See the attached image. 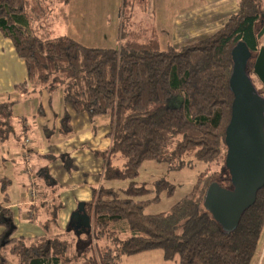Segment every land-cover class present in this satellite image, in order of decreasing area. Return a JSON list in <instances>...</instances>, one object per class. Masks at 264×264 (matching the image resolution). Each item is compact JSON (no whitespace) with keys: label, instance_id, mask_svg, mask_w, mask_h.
I'll use <instances>...</instances> for the list:
<instances>
[{"label":"trees","instance_id":"trees-1","mask_svg":"<svg viewBox=\"0 0 264 264\" xmlns=\"http://www.w3.org/2000/svg\"><path fill=\"white\" fill-rule=\"evenodd\" d=\"M238 6L210 36L161 49L148 0H122L115 47L87 46L66 34H41L40 3L0 0V31L11 38L28 75L41 84L63 86L65 101L76 112L86 111L91 118L110 116L112 143L104 153L103 178L130 179L122 195L103 184L93 190L86 201L93 223L90 233L77 234L70 226L65 232L25 236L16 235V228L6 235L14 210L7 192L10 180L1 178L5 195L0 197V224L6 227L0 233V264H9L8 251L19 264H119L122 256L155 249L179 264L251 263L264 226V186L232 231H225L204 206L211 183L234 188L225 138L234 100L232 49L239 41L251 50L247 71L264 95V84L253 72L264 45L263 35L258 36L264 0H238ZM172 98L178 101L168 106ZM13 105L0 100V142L15 134ZM61 130L71 131L68 112ZM146 159L167 162L173 169L197 162L206 166L191 191L168 210L147 213L146 206L159 199L161 191L173 192L175 185L165 178L157 180L155 188L139 184L136 177Z\"/></svg>","mask_w":264,"mask_h":264},{"label":"rangeland","instance_id":"rangeland-1","mask_svg":"<svg viewBox=\"0 0 264 264\" xmlns=\"http://www.w3.org/2000/svg\"><path fill=\"white\" fill-rule=\"evenodd\" d=\"M149 8L152 9L151 5ZM137 16L143 17V14L138 13ZM47 18L44 11L40 12L37 22L41 34L49 30ZM263 27L260 26V31ZM52 30V35L60 33L58 27ZM262 37L264 43V34ZM12 46L11 38L0 31V100L14 101L12 123L15 134L0 142V179L6 177L10 180L7 192L14 210L13 217L8 219V232L13 228H16V235L25 236L65 232L70 229L73 211L80 202H86L85 199L92 196L95 188L103 184L122 195L130 179L103 178L104 153L109 151L112 143L110 116L91 118L86 111L76 112L65 101L64 87H54L51 81L41 84L30 77L24 59L17 55L15 49L12 50ZM177 101L178 98H172L166 104L174 106ZM66 112L70 114L69 133L61 130ZM26 138L29 142H25ZM115 162L121 164L122 159ZM205 166V163L197 162L194 167L173 169L167 162L144 160L136 177L139 184L155 188L157 180L165 178L175 185L171 193L161 191L159 199L150 202L145 211L158 213L168 210L191 191ZM33 187L40 193L36 200L44 199L47 194L46 203L36 209L30 208L27 201V194ZM155 194L153 191L149 197ZM4 195L0 190V197ZM5 227L0 224V233ZM84 236L88 241V236ZM152 255L145 252L125 255L119 264H179L177 258H155ZM7 258L9 264H19L17 256L9 251ZM250 264H264V226L258 251Z\"/></svg>","mask_w":264,"mask_h":264},{"label":"water","instance_id":"water-1","mask_svg":"<svg viewBox=\"0 0 264 264\" xmlns=\"http://www.w3.org/2000/svg\"><path fill=\"white\" fill-rule=\"evenodd\" d=\"M263 34L264 27L258 36ZM251 55L244 41H239L232 49L230 88L234 100L225 141L226 165L234 188H225L215 181L208 187L204 199L205 208L225 231L238 226L242 214L254 204L257 192L264 186V95L247 71ZM253 72L264 84V45L258 51ZM70 226L77 234L92 231L86 202H80L73 211Z\"/></svg>","mask_w":264,"mask_h":264},{"label":"crops","instance_id":"crops-1","mask_svg":"<svg viewBox=\"0 0 264 264\" xmlns=\"http://www.w3.org/2000/svg\"><path fill=\"white\" fill-rule=\"evenodd\" d=\"M35 1L41 4L40 12L44 11L48 16L47 21L50 25L46 35L66 34L92 47L117 45L122 0H71L68 4H63L61 0ZM148 2L154 12L161 49H166L170 45L180 47L210 36L239 9L238 0H148ZM57 27L60 33L52 35L54 31L52 29ZM12 48L14 51V46ZM43 175L44 172L41 176ZM44 196V199L40 198L31 203L28 198V206L36 209L45 204L47 194ZM92 197L93 194L85 201ZM144 252L153 254L155 258H164L163 251Z\"/></svg>","mask_w":264,"mask_h":264},{"label":"built area","instance_id":"built-area-1","mask_svg":"<svg viewBox=\"0 0 264 264\" xmlns=\"http://www.w3.org/2000/svg\"><path fill=\"white\" fill-rule=\"evenodd\" d=\"M25 142H29V140L26 138ZM28 172H30V170H28ZM27 195H28L27 197L29 198V202L31 203V202L36 201V199H37V197H39L40 193H38L37 188L33 187L29 190V193Z\"/></svg>","mask_w":264,"mask_h":264},{"label":"bare ground","instance_id":"bare-ground-1","mask_svg":"<svg viewBox=\"0 0 264 264\" xmlns=\"http://www.w3.org/2000/svg\"><path fill=\"white\" fill-rule=\"evenodd\" d=\"M33 179H35V177Z\"/></svg>","mask_w":264,"mask_h":264}]
</instances>
